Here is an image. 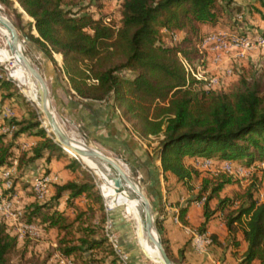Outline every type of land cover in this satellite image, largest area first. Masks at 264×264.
Returning <instances> with one entry per match:
<instances>
[{
  "label": "trees",
  "instance_id": "1",
  "mask_svg": "<svg viewBox=\"0 0 264 264\" xmlns=\"http://www.w3.org/2000/svg\"><path fill=\"white\" fill-rule=\"evenodd\" d=\"M15 1L29 17L25 36L21 35L65 76L77 110H88L89 127L98 126L106 110L112 112L116 107L126 129L148 146L155 143L150 160L159 159L164 180L191 190L187 203L203 198L197 230H205L220 211L227 236L237 245L236 234L241 231L246 243L239 264H264V194L259 199L257 187L251 185L239 197L221 196L233 176L221 170L200 171L193 165L194 159H186L202 155L217 162L246 164L264 159V82L240 76L224 89L203 88L193 78L187 79L179 59L180 54L190 63L200 61L202 54L196 44L206 34L202 26L215 27L222 22L237 27L235 14L240 5L234 0H120L114 12H106L112 0H87L79 11L71 9L77 4L73 0ZM250 2L259 3L256 11L261 14L264 1ZM19 16L17 13L21 23ZM32 27L36 37L29 34ZM163 27L177 31L178 40L160 35ZM20 29L24 30V25ZM54 53L60 56L61 66ZM9 87L0 77V89ZM10 122L21 125L15 119ZM38 125L35 121L20 126L11 140L0 133V169L14 157L20 133L30 130L36 138V143L17 157L14 190L37 160L62 158L60 146ZM135 145L129 137L126 148L133 150ZM64 166L69 172L77 170L74 162ZM78 173L79 178L53 182L52 194L44 201L31 193L32 199L21 205L20 219L45 231L55 230L53 251L73 264H121L102 232L105 213L101 195L91 177H84L81 169ZM80 197L85 203L76 201ZM186 208L181 207L179 213L183 223ZM157 225L167 256L178 262L169 250L160 220ZM210 237L215 242V236ZM25 242L21 254H25ZM15 249L17 238L0 218V264H8ZM52 253L39 260L31 254L28 264H57L52 263Z\"/></svg>",
  "mask_w": 264,
  "mask_h": 264
},
{
  "label": "rangeland",
  "instance_id": "2",
  "mask_svg": "<svg viewBox=\"0 0 264 264\" xmlns=\"http://www.w3.org/2000/svg\"><path fill=\"white\" fill-rule=\"evenodd\" d=\"M9 1L10 2L4 3L0 0V13L11 24L12 29L14 30L13 32L18 34L19 37L24 40L26 44H28L27 46L32 53V62L43 77L49 96L50 106L57 124H59L60 128L66 134L74 135L75 137L79 138L87 147L99 150L104 156H106L117 167H119V169L121 168V165L118 164H122L125 168H127L126 170L128 171L131 182L137 185L139 190L142 191L144 198L147 199L151 211V220H153L156 216V211L154 209L153 199L151 197L150 187H152V185L150 174L144 165L146 152L143 147L146 146V149L148 148V150L151 151V154H153L154 149H152V147L155 146V143H151L150 146H148L145 141L139 139L126 128L124 129V134H122V132L121 135L116 136V132L120 131V129L122 131L123 127L120 126L118 121L112 120L111 117H103L102 122H99L98 126L89 127L90 117L87 116L88 110H86L85 113L77 110L75 99L72 96V91L69 90L65 79L61 74H59L58 71H56L53 65L43 54L36 51V49L23 38V36H25L24 31L27 29L26 22L29 20V17L23 12L15 0ZM73 1L74 3H77L71 8L73 11H79V7L87 3V0ZM234 1L236 4L240 5L241 9L239 13L235 14L237 27L230 28L221 22V24H217V27L211 31L229 30L235 33H250L257 30L254 29L253 25L262 23L264 20V9L260 8L262 9V13L260 14L259 11H256V9L260 7L258 2H250L251 5H249L248 3L250 0H244L243 2L241 0ZM238 1L241 3H238ZM17 13L20 15L19 18L21 23H19L18 19L16 18ZM20 25H24L25 29H20ZM28 31L32 36H37V33L33 27L28 29ZM56 54L57 53H54L55 58ZM226 69L231 70L230 75H225L224 71ZM212 74H216L220 78L219 85H217V87L215 86L217 89L226 88L229 84L237 81L240 76L246 79L257 78L264 82V47H254L245 51L241 56H230L224 63H222L219 69L212 71ZM0 77L10 83L9 89H0V118L1 113L5 109H10L12 111L11 119L21 121V125L15 126L12 134L20 126L27 125L29 122L37 121L39 124L38 127L43 128L46 132V135L55 141L54 138H52L53 136L51 131L43 119V115L37 112L24 88L19 85L15 79L9 76L6 63L0 62ZM106 124L111 126L108 127ZM31 133L32 132L30 130L24 131L20 133L16 140L17 149L14 152V157H12V159L16 160V164L17 157L20 152L28 150L36 143V138ZM12 134L10 136L7 135L10 137L9 140H11ZM129 137L136 141L135 148H133L132 151H128L126 149ZM61 152L63 154L61 159L52 158L49 162H47L44 156L43 158L37 160L33 165V168L16 183L15 190L12 188V177L16 174L15 169L13 171L11 185L9 187H6L4 180L0 179V197L6 199V201L10 203L8 209L0 208V218L5 220L10 233L15 235L17 238V249L9 254L8 264H28L31 254H33L39 260L43 258L48 252H53L52 263L57 261V264H68L67 261H69L71 264H73L70 259L60 256L58 251H53L55 246V230L52 229L45 231L42 227L32 223L35 225L34 230L21 234V232L18 231L17 226L20 223L25 222L22 219H18L16 221L10 215L5 214V211L9 213L16 210L21 211V205L32 199V183L39 177L49 175L48 172L50 170L47 169L48 165L50 164H53L54 175H52V180L47 184V192L45 197L40 200L36 198L38 201H44L51 196V184L54 181L59 179H73L74 177L79 178L80 174L78 173V169L84 171V177H91L95 189H97L101 195V179L92 169L86 165L85 161L82 160L83 158L80 159L79 157L75 156L72 151L67 150L66 148H61ZM186 159L188 161H192L194 159L193 165L200 171H222V166L224 164H228L229 169L233 172V182L220 192L221 196L227 195L232 198L239 197L251 185H255L257 187L256 195L258 198L262 197L264 194V159L255 158L249 164L237 160H223L217 162L202 155H197L194 158L188 156ZM71 162H74L77 165V170L75 172H69L67 169H65L64 165ZM101 198L103 202V211L104 209H108L109 215H112L111 212L115 211V213L118 215V229L122 230L126 240L134 245L133 257L135 259V264H158L152 261L148 255H144L139 250L135 241L132 228L133 226L131 224L127 206L120 204L109 208L102 195ZM76 201L80 204H83L86 200L83 197H80ZM158 215L159 212H157V217ZM156 227L158 229L157 224ZM239 228L241 229L240 226ZM159 236L161 238L160 233ZM24 241H26L25 254H21L20 251L24 249L22 246ZM141 246L147 253L146 247L142 244Z\"/></svg>",
  "mask_w": 264,
  "mask_h": 264
},
{
  "label": "crops",
  "instance_id": "3",
  "mask_svg": "<svg viewBox=\"0 0 264 264\" xmlns=\"http://www.w3.org/2000/svg\"><path fill=\"white\" fill-rule=\"evenodd\" d=\"M242 2L244 0H241ZM238 3H241L238 1ZM115 8V9H114ZM117 9V4H109L105 11L114 12ZM264 21V20H263ZM258 24L259 28L264 27V22ZM215 27L203 25L202 29L205 32L213 30ZM54 57V55H53ZM57 58V59H56ZM54 57L58 66H61V58L56 54ZM59 62V63H58ZM62 77L66 78L64 75ZM67 83V82H66ZM112 112L106 110L105 117H111L112 120L118 121L123 127L122 131L116 132V136L124 134V129L127 126L124 119L120 115V111L114 107ZM111 125H108L110 127ZM107 127V126H106ZM128 151V148H126ZM145 149L144 165L150 174L151 179V197L153 206L159 212V220L164 238L167 241L170 252L179 258L177 264H239L242 254L245 251L246 243L242 238L241 231L236 234L238 244L235 245L233 239L229 238L226 233V228L222 220V213L218 211L215 216L207 223L206 229L198 231L197 226L202 220L201 204L197 201L187 203L186 199L191 195V190L184 188L174 180H164L163 172L160 167L159 159L150 160L151 151ZM48 174L54 175L53 164L48 165ZM57 175V174H55ZM58 176V175H57ZM59 179V178H58ZM57 180L54 182H63ZM261 199V197L259 198ZM181 207H187L183 216L186 223L179 219ZM110 216L112 226L118 236L119 245L123 251L128 254L129 264H135L133 257L134 245L128 242L122 230L118 229V215L115 211L111 212ZM155 216V217H156ZM120 227V226H119ZM215 236V242L210 237ZM21 240V239H19ZM252 264H256L253 262Z\"/></svg>",
  "mask_w": 264,
  "mask_h": 264
},
{
  "label": "bare ground",
  "instance_id": "4",
  "mask_svg": "<svg viewBox=\"0 0 264 264\" xmlns=\"http://www.w3.org/2000/svg\"><path fill=\"white\" fill-rule=\"evenodd\" d=\"M13 31L11 24L0 13V62L6 63L9 76L24 88L37 112L43 115L54 140L61 148L72 151L64 144L60 129H54L51 126V123L57 124V122L50 106L48 94L43 95L42 93V90L47 91L43 77L32 62V53L28 44ZM10 47L14 51H10ZM67 136L72 147L86 156L83 157L86 165L101 179L100 192L108 207L112 208L120 204L127 206L135 241L141 253L148 255L152 261L162 264L155 248L157 235L151 228L152 220L148 201L137 185L131 182L127 168L118 164L121 165L119 169L99 150L87 147L74 135L67 134ZM140 243L146 247L147 253Z\"/></svg>",
  "mask_w": 264,
  "mask_h": 264
},
{
  "label": "built area",
  "instance_id": "5",
  "mask_svg": "<svg viewBox=\"0 0 264 264\" xmlns=\"http://www.w3.org/2000/svg\"><path fill=\"white\" fill-rule=\"evenodd\" d=\"M114 3H119L120 0H112ZM159 34L166 37L170 41H176L179 34L175 30H170L165 27L159 30ZM198 50L202 54L200 61L190 63L183 56L179 54V59L184 67L186 77L193 78L196 83L203 88H210L219 85L220 78L212 71L219 69L230 56H241L245 51L254 47H264V28L257 29L250 33H235L229 30H215L204 34L196 44ZM225 75H230L231 70L226 69ZM195 83V84H196ZM12 111L5 109L1 113L0 132L10 136L15 129L13 123L10 122L12 118ZM16 166V160L12 159L11 162L0 169V179L4 180L6 187L11 185V177ZM222 171L233 176V172L229 169L228 164L222 166ZM52 180L50 175L42 176L34 180L32 189L35 198L38 200L43 199L47 192V184ZM203 198L197 201L201 204ZM0 208L9 207L10 203L0 197ZM106 219L103 225V234L107 239L112 251L116 255L121 264H129L128 254L122 250L119 245L118 236L112 226L108 209H104ZM5 214L10 215L16 221L21 217V211L16 210L11 213L5 211ZM18 231L23 233L31 232L34 230L35 225L32 223H20ZM68 264H71L67 261Z\"/></svg>",
  "mask_w": 264,
  "mask_h": 264
},
{
  "label": "water",
  "instance_id": "6",
  "mask_svg": "<svg viewBox=\"0 0 264 264\" xmlns=\"http://www.w3.org/2000/svg\"><path fill=\"white\" fill-rule=\"evenodd\" d=\"M9 49H10V51H14V49L12 47H10ZM42 93H43V95L48 94L46 90H42ZM51 126L54 129H58V128L60 129L64 144L66 145V147H68V148H70L72 150V152L74 153L75 156L79 157L80 159H82L83 157H86L81 151H79L78 149L72 147L70 141L68 140L67 134L60 128L59 124H56V123L53 122V123H51ZM54 142L57 143L56 141H54ZM158 220H159V217L156 216L152 220V223H151V228L155 231V233L157 235V238L155 239V248H156V250H157V252H158V254L160 256L162 264H175L167 256L166 251L164 249V246L162 244V240H161V238L159 236V231H158V229L156 227V224H157Z\"/></svg>",
  "mask_w": 264,
  "mask_h": 264
}]
</instances>
